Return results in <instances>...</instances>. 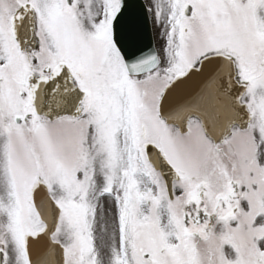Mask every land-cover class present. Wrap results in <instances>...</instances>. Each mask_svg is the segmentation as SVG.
I'll list each match as a JSON object with an SVG mask.
<instances>
[{
	"label": "snow or ice",
	"instance_id": "1",
	"mask_svg": "<svg viewBox=\"0 0 264 264\" xmlns=\"http://www.w3.org/2000/svg\"><path fill=\"white\" fill-rule=\"evenodd\" d=\"M140 7L0 0V264H264V0Z\"/></svg>",
	"mask_w": 264,
	"mask_h": 264
},
{
	"label": "water",
	"instance_id": "2",
	"mask_svg": "<svg viewBox=\"0 0 264 264\" xmlns=\"http://www.w3.org/2000/svg\"><path fill=\"white\" fill-rule=\"evenodd\" d=\"M132 3L137 5V27H138V43L139 46L147 50L153 44V38L151 34V27L148 20L147 12L143 10L142 0H132ZM241 117L245 116L243 109H239Z\"/></svg>",
	"mask_w": 264,
	"mask_h": 264
}]
</instances>
